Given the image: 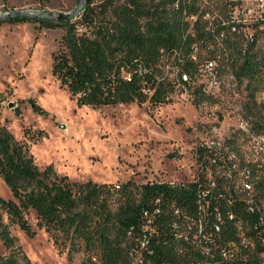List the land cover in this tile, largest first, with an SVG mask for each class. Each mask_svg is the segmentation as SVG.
<instances>
[{
  "label": "trees",
  "instance_id": "trees-1",
  "mask_svg": "<svg viewBox=\"0 0 264 264\" xmlns=\"http://www.w3.org/2000/svg\"><path fill=\"white\" fill-rule=\"evenodd\" d=\"M205 15L198 0H89L81 15L71 21L16 17L0 22H33L40 28L63 30L59 49L52 55V74L79 107L146 103L159 107L172 103L179 87L192 88L200 72L195 52L212 46L209 53L217 59L218 47L213 45L222 34V48L242 55L233 74L238 80H248V90L264 73V51L256 49V38L241 46L238 29L232 31L233 26L225 27L223 22L209 27ZM165 59L172 61L167 74ZM255 92L249 94L254 106ZM193 96L197 108L211 98L202 85L194 87ZM29 102L35 111L47 115L33 99ZM246 108L255 115L252 107ZM25 134L35 141L46 135L28 130ZM230 142L237 140L234 137ZM199 153L200 161L204 149ZM0 177L13 196L12 200L0 197V246L10 250L9 255L0 253V264H30L11 228L16 225L34 238L37 232L27 219L32 212L39 229L61 236L75 251L83 252L89 264H130L142 227L148 224L145 213L153 215L150 226L155 234L145 253L153 264H261L258 224L242 204L228 206L224 199L218 200L222 215L218 232L213 230L214 205L201 221L197 199L204 182L147 183L139 199L129 193V185L73 183L58 175L52 165L38 167L27 143L18 141L4 126H0ZM110 204L119 206L113 211ZM156 208L158 214H154ZM175 223L180 231L192 230L188 239L176 237ZM239 223L249 229L252 241L247 245L239 237ZM200 226L203 236L194 239Z\"/></svg>",
  "mask_w": 264,
  "mask_h": 264
},
{
  "label": "rangeland",
  "instance_id": "rangeland-1",
  "mask_svg": "<svg viewBox=\"0 0 264 264\" xmlns=\"http://www.w3.org/2000/svg\"><path fill=\"white\" fill-rule=\"evenodd\" d=\"M198 1L209 27L216 28L219 22L233 26L232 31L238 29V37L243 38L241 46L254 37L256 49L264 51V0ZM77 5L76 0H0V15L10 11L58 15ZM62 34L61 28L48 30L33 22H0V126L27 143L41 169L52 165L58 175L73 183L129 185V193L139 199L144 184L187 185L199 179L202 145L235 137L244 153L248 152V135L264 133V73L248 90V80H238L233 74L242 55L222 48L223 34L213 45L218 47L217 59L209 53L212 46L194 54L199 70L213 62V71L199 72L192 88L177 87L172 103L99 109L79 107L52 74V55L59 49ZM171 62L165 59V74L171 71ZM198 85L211 98L197 108L193 89ZM254 90L256 106L249 96ZM29 99L47 115L35 111ZM246 107H252L255 115ZM27 130L46 135L35 141L25 134ZM0 197L13 199L1 177ZM110 205L113 211L119 206ZM27 219L37 232L34 238L16 225L11 232L30 264H89L87 256L61 236L39 229L36 213ZM0 253L9 255L10 250L0 246Z\"/></svg>",
  "mask_w": 264,
  "mask_h": 264
},
{
  "label": "built area",
  "instance_id": "built-area-1",
  "mask_svg": "<svg viewBox=\"0 0 264 264\" xmlns=\"http://www.w3.org/2000/svg\"><path fill=\"white\" fill-rule=\"evenodd\" d=\"M214 63L209 62L205 71H213ZM200 69V72L204 71ZM244 130V129H243ZM248 135V152L240 151L236 144L230 142V139L220 143L218 140L202 145L204 154L199 161L201 177L194 182H204V189L199 188L197 203L199 205L201 221L208 218V211L214 205L216 222L213 230L218 232L222 223V215L217 206L218 200L224 199L228 206L237 203L242 204L246 211L257 221V236L262 242V252L259 257L261 264H264V133H255ZM227 142V143H226ZM159 201L156 202L158 204ZM160 212L155 209L154 214ZM178 211H176L177 213ZM148 224L142 227L141 238L137 239V251L132 252V261L130 264H153L146 259L145 253L149 252V239L155 230L151 228L152 216L145 213ZM229 219H234L233 214H229ZM242 239V244H249L252 238L248 236L247 226L239 223L238 225ZM176 237L188 239L191 231H180L175 223ZM132 232H129V235ZM194 239L203 236V228L194 231ZM205 237V236H204ZM253 247V244L251 245ZM209 252V250H205ZM95 260V259H94ZM96 261V260H95Z\"/></svg>",
  "mask_w": 264,
  "mask_h": 264
},
{
  "label": "water",
  "instance_id": "water-1",
  "mask_svg": "<svg viewBox=\"0 0 264 264\" xmlns=\"http://www.w3.org/2000/svg\"><path fill=\"white\" fill-rule=\"evenodd\" d=\"M89 0H81L76 8L69 13L62 14H43L40 12H28V11H10L0 15V21L6 18H16V17H28V18H41V19H51V20H75L78 18L84 10V7L88 4Z\"/></svg>",
  "mask_w": 264,
  "mask_h": 264
}]
</instances>
